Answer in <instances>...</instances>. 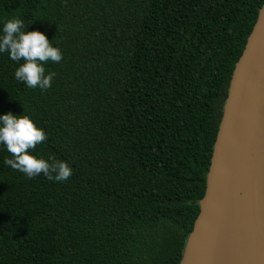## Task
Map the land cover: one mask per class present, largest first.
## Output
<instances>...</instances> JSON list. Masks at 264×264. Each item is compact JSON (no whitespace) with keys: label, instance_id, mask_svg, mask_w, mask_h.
I'll use <instances>...</instances> for the list:
<instances>
[{"label":"trees","instance_id":"trees-1","mask_svg":"<svg viewBox=\"0 0 264 264\" xmlns=\"http://www.w3.org/2000/svg\"><path fill=\"white\" fill-rule=\"evenodd\" d=\"M264 0H0L62 59L41 91L0 53V115H26L64 182L6 166L0 264H181L224 104Z\"/></svg>","mask_w":264,"mask_h":264},{"label":"water","instance_id":"water-1","mask_svg":"<svg viewBox=\"0 0 264 264\" xmlns=\"http://www.w3.org/2000/svg\"><path fill=\"white\" fill-rule=\"evenodd\" d=\"M264 264V2L235 66L181 264Z\"/></svg>","mask_w":264,"mask_h":264},{"label":"clouds","instance_id":"clouds-1","mask_svg":"<svg viewBox=\"0 0 264 264\" xmlns=\"http://www.w3.org/2000/svg\"><path fill=\"white\" fill-rule=\"evenodd\" d=\"M24 21L10 18L0 22V53H7L11 61H23L16 67L13 77L27 88L47 90L54 73L45 74L44 63H58L62 53L41 31H27ZM46 139L43 129L26 115L7 112L0 115V145L9 154L3 163L27 178L43 174L50 180L64 182L72 175L64 161L36 157L30 150Z\"/></svg>","mask_w":264,"mask_h":264},{"label":"bare ground","instance_id":"bare-ground-1","mask_svg":"<svg viewBox=\"0 0 264 264\" xmlns=\"http://www.w3.org/2000/svg\"><path fill=\"white\" fill-rule=\"evenodd\" d=\"M212 264H225L223 260L220 261H212Z\"/></svg>","mask_w":264,"mask_h":264}]
</instances>
